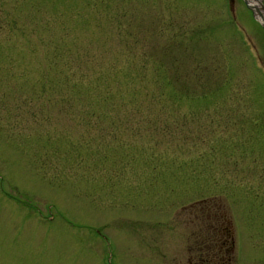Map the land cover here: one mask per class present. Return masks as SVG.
Here are the masks:
<instances>
[{
  "label": "rangeland",
  "instance_id": "374dc122",
  "mask_svg": "<svg viewBox=\"0 0 264 264\" xmlns=\"http://www.w3.org/2000/svg\"><path fill=\"white\" fill-rule=\"evenodd\" d=\"M88 1L0 0L18 23L0 21V264H264V69L252 65L259 53L264 67L260 23L235 1L237 23L259 49L251 56L226 0H146L202 29L199 60L228 82L217 103L163 107L144 46L124 44L102 16L138 15L143 0L104 1L101 12ZM48 40L96 53L80 63L83 80L116 70L123 83L122 71H140L144 79L130 83L149 107L79 115L85 99L54 71L48 99L37 83ZM118 80H108L114 91ZM202 201L223 202L231 222L210 259Z\"/></svg>",
  "mask_w": 264,
  "mask_h": 264
},
{
  "label": "trees",
  "instance_id": "16d2710c",
  "mask_svg": "<svg viewBox=\"0 0 264 264\" xmlns=\"http://www.w3.org/2000/svg\"><path fill=\"white\" fill-rule=\"evenodd\" d=\"M104 1L108 0H89L87 4L96 12H101L103 11ZM143 2L145 6L141 8L138 15L131 16L133 13L128 10L127 13L104 11L105 13H102V16L110 21V26H115L118 35L122 36L124 44L127 38H130L132 43H140L144 46L143 59L154 63L155 81L153 83L163 95L161 97L163 100L158 101L160 105L165 107L170 102L177 107L181 106L185 99L204 100L206 105H210V102L217 103L219 101L217 95L220 92L222 93L228 82L222 77L223 70L220 67L206 65L199 60L196 46L201 42L203 36V32L198 31L203 30L196 28V26L191 27L190 23L186 24L178 21L176 16L164 14L163 10L169 8V6L148 5L149 1L146 0H143ZM32 4L33 2L31 1L29 6ZM9 15H11L9 11L0 12V21L4 19L3 28H7V24H18L15 21L10 23L7 19ZM136 19L139 22L134 24L133 22ZM25 24L28 25L29 23ZM33 24L37 26L36 23ZM65 43L63 44L57 40L46 41V44H50L51 48L44 56L45 68L48 71L46 70V73L43 74L42 78L38 79L37 83L40 84L41 92L45 93L48 99H50V96L47 90H54L53 81L55 82V80L50 75H45L49 71H54L55 74L61 75L58 78L60 83L73 88L71 93L77 98V101H79V98L81 100L85 99L86 103L82 105L83 112L79 115L82 114L88 118L94 115L97 118L106 115L108 110L112 111L116 107H124L128 110L130 108L149 107L148 103L141 105L137 97L141 89L131 87L130 82L134 80L136 75L144 79V76L140 75V71L137 70L134 76L127 70V72L122 71L121 76L124 73L122 78L126 79L123 83L118 80L116 70L113 76L108 79H103L100 75H97V78L83 80L82 77L85 75L79 69L80 63L86 65L87 59L94 57L96 53L90 47L71 49L66 47ZM102 52L105 53L106 51L102 50ZM188 61H191V64H187ZM77 74L80 77L75 79ZM115 79L118 80L115 85L118 86L116 88L117 91H114L108 82V80ZM77 94L79 97L76 96ZM63 100L68 107H71V103L74 104L71 97L66 96ZM151 100L154 101L153 98ZM213 106L218 108L221 105ZM104 108L105 111H103ZM147 122L151 124L155 121L149 119ZM202 204L203 206H208L207 208L209 209L206 208L208 212L205 219L206 229H208L203 230V244L205 247L204 254L207 255L206 258L210 259L214 257V253H211V250L215 248V251H217V248L214 247L216 242L222 241L229 234V217L225 215L227 208L221 201H215L211 204L202 201ZM212 209H214L215 213L211 214L210 210ZM198 239H200V236ZM205 261L208 260L205 259ZM217 261L222 262V259H217Z\"/></svg>",
  "mask_w": 264,
  "mask_h": 264
},
{
  "label": "water",
  "instance_id": "95a60500",
  "mask_svg": "<svg viewBox=\"0 0 264 264\" xmlns=\"http://www.w3.org/2000/svg\"><path fill=\"white\" fill-rule=\"evenodd\" d=\"M245 3H246V5L250 8V9H252L253 11H254V14H258V15H260V17H261V19H262V25H263V27H264V15H262V13H261V10L260 9H262L263 8V5L261 4L262 2L260 1L258 4L259 5H255V1H257V0H255L254 2H251L250 0H243Z\"/></svg>",
  "mask_w": 264,
  "mask_h": 264
},
{
  "label": "bare ground",
  "instance_id": "6f19581e",
  "mask_svg": "<svg viewBox=\"0 0 264 264\" xmlns=\"http://www.w3.org/2000/svg\"><path fill=\"white\" fill-rule=\"evenodd\" d=\"M257 1H259L260 2V0H257ZM253 18H255V17H253ZM256 19V18H255ZM259 19H260V15H259ZM261 20V19H260ZM264 30L262 29V32H263ZM264 33V32H263Z\"/></svg>",
  "mask_w": 264,
  "mask_h": 264
}]
</instances>
